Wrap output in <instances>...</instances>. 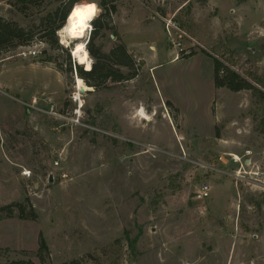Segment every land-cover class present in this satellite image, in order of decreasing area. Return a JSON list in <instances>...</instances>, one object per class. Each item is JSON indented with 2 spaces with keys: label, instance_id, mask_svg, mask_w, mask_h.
<instances>
[{
  "label": "rangeland",
  "instance_id": "1",
  "mask_svg": "<svg viewBox=\"0 0 264 264\" xmlns=\"http://www.w3.org/2000/svg\"><path fill=\"white\" fill-rule=\"evenodd\" d=\"M66 2L0 0V17L34 34L0 52V210L29 199L37 214L0 211V264H264V0L80 1L105 24L94 48L125 45L121 28L138 42L139 74L87 84L78 124L77 41L42 38ZM102 4L116 6L109 21ZM157 14L206 50L173 62ZM214 60L263 95L216 89ZM205 182L210 197L196 201Z\"/></svg>",
  "mask_w": 264,
  "mask_h": 264
},
{
  "label": "trees",
  "instance_id": "2",
  "mask_svg": "<svg viewBox=\"0 0 264 264\" xmlns=\"http://www.w3.org/2000/svg\"><path fill=\"white\" fill-rule=\"evenodd\" d=\"M16 1L21 4H33L37 0ZM80 1L82 0H67V2L63 4V8L61 10L57 9L55 12L50 13L46 20H43V22L48 21L47 25L49 27L44 30V32L46 30L47 31L45 34H43L42 38L47 40V43L51 48L55 50L63 49L58 44L56 33L64 27L70 9L72 7L74 9L77 5H79ZM101 8L104 11V16L108 19L107 21H109L110 16L116 12L115 5L108 7L106 4H102ZM52 20L53 23H51ZM92 25L94 26L95 30H93L91 33L86 48L90 57L95 60V63L92 64L90 70H83V67L77 66L76 70L78 77H80L86 85L89 84L96 90L108 89V83L119 84L135 79L139 74V66H137L136 61L129 53L126 46L124 44L116 45L109 53H104L102 47L94 48V43L99 35V32L104 30L105 24H102L101 20H94ZM114 35H117V33ZM33 40L34 34L32 31L28 32L18 24L5 21L0 17V52L15 49L20 46H27L32 43ZM194 54L195 53H191L190 55L182 56L181 59L191 57ZM70 59L71 58L69 55V60ZM69 65V71H72L71 62ZM120 67L128 69V73H123L120 70ZM214 86L216 89L226 88L234 93L249 90L252 91L254 95H263L252 84L245 81L240 75H238L229 67L225 66L219 60H214ZM262 97H264V95ZM167 105L172 107L170 103H167ZM0 211L2 213L5 212L4 214L7 218H12L15 213H18V217L21 220H37V214L30 204L29 199H26L23 203H17L6 208H2ZM46 252V241L43 237H41L38 253L40 257H42V255ZM11 264L31 263L25 261H16L12 262ZM71 264L78 263L73 262Z\"/></svg>",
  "mask_w": 264,
  "mask_h": 264
},
{
  "label": "bare ground",
  "instance_id": "3",
  "mask_svg": "<svg viewBox=\"0 0 264 264\" xmlns=\"http://www.w3.org/2000/svg\"><path fill=\"white\" fill-rule=\"evenodd\" d=\"M95 16L96 10L93 7L83 8L76 6L70 12L67 18V23L59 32L60 38L65 45L68 44V41H77L71 50L73 52V58L77 64L84 66L86 70H90L92 60L83 39L89 31L91 24L94 22ZM76 90V100L82 107L83 101L81 91L83 90L84 92H87L90 91L91 88H89L80 77H77ZM137 116L142 121L150 120L144 109H141L137 113ZM235 159L237 160L238 158L235 157Z\"/></svg>",
  "mask_w": 264,
  "mask_h": 264
},
{
  "label": "built area",
  "instance_id": "4",
  "mask_svg": "<svg viewBox=\"0 0 264 264\" xmlns=\"http://www.w3.org/2000/svg\"><path fill=\"white\" fill-rule=\"evenodd\" d=\"M163 23H164V28L165 31L167 33V38H168V43L169 46L172 48L175 57L174 60H177L180 58V55L185 56V55H190L192 52V49H197L198 47H200L203 50H206L194 37L190 36L188 33H186L185 31H183L179 25L175 22V20H173L172 18H166V17H162L160 15H156ZM182 39L187 40L188 42H190V46H186L184 47L183 42L181 41ZM193 53V52H192ZM36 56L37 53L33 52L32 53H26L23 54L24 57H28V56ZM74 103L77 102L76 98H73ZM78 110H76V120L74 119H70L68 121H70L71 124H78V116L80 115V109L82 108L80 104ZM67 120V119H66ZM232 160L235 163H238L240 161V159L238 158L237 160L235 159V156H231ZM23 176L26 177H30L31 173L28 171H24ZM238 175V174H237ZM210 193H211V186L208 182H205L201 185L200 188V192L195 196V200L196 201H204L206 199H208L210 197Z\"/></svg>",
  "mask_w": 264,
  "mask_h": 264
},
{
  "label": "crops",
  "instance_id": "5",
  "mask_svg": "<svg viewBox=\"0 0 264 264\" xmlns=\"http://www.w3.org/2000/svg\"><path fill=\"white\" fill-rule=\"evenodd\" d=\"M262 4H264V2L262 3ZM121 30H122V32H121V38H122V41L125 43V45L127 46V48H128V50H129V53L130 54H132L133 52H134V50H132L133 49V47L138 43L137 41H134V42H132V43H127L126 42V37H127V35H128V33L126 32V31H124L123 30V28H121ZM198 35L202 38V39H205V37L200 33H198ZM207 40V39H206ZM209 41V40H208ZM211 43V42H210ZM198 53V52H197ZM195 55V54H194ZM195 57H197L196 55L195 56H193L192 58H195ZM173 58H174V56H173ZM172 58V61L174 62L175 60ZM191 58V59H192ZM147 61V66L145 67V69H146V71H147V69H148V71H150V70H152L153 68H155L156 66H155V64L156 63H153V61L151 60V59H147L146 60ZM148 62H150V63H148ZM149 64V65H148Z\"/></svg>",
  "mask_w": 264,
  "mask_h": 264
},
{
  "label": "water",
  "instance_id": "6",
  "mask_svg": "<svg viewBox=\"0 0 264 264\" xmlns=\"http://www.w3.org/2000/svg\"><path fill=\"white\" fill-rule=\"evenodd\" d=\"M72 9H73V7L70 9V11H69V13H68V16H69V14H70V12L72 11ZM68 16H67V18H68ZM67 18H66V21H65V24L67 23ZM71 55H72V57H73V52L71 51ZM74 59V58H73ZM75 61V60H74ZM79 65V64H78ZM85 92L82 90L81 91V94H84Z\"/></svg>",
  "mask_w": 264,
  "mask_h": 264
}]
</instances>
